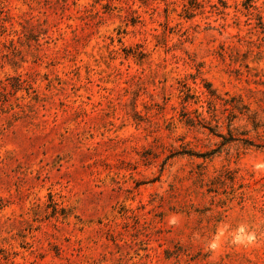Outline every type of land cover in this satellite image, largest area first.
<instances>
[{
    "label": "rangeland",
    "instance_id": "obj_1",
    "mask_svg": "<svg viewBox=\"0 0 264 264\" xmlns=\"http://www.w3.org/2000/svg\"><path fill=\"white\" fill-rule=\"evenodd\" d=\"M0 264H264V0H0Z\"/></svg>",
    "mask_w": 264,
    "mask_h": 264
},
{
    "label": "clouds",
    "instance_id": "obj_2",
    "mask_svg": "<svg viewBox=\"0 0 264 264\" xmlns=\"http://www.w3.org/2000/svg\"><path fill=\"white\" fill-rule=\"evenodd\" d=\"M170 223H175V220L170 221ZM256 239L257 237L254 232L246 231L245 227L241 225L240 227H238V229L236 230V234L233 236V243L243 244V245H253ZM210 247L215 249L217 247V243L214 241L210 245Z\"/></svg>",
    "mask_w": 264,
    "mask_h": 264
}]
</instances>
